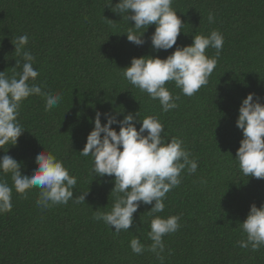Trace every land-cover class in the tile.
Returning <instances> with one entry per match:
<instances>
[{
    "label": "trees",
    "instance_id": "16d2710c",
    "mask_svg": "<svg viewBox=\"0 0 264 264\" xmlns=\"http://www.w3.org/2000/svg\"><path fill=\"white\" fill-rule=\"evenodd\" d=\"M118 2L0 0V71L11 76L22 70L15 67L22 56L12 41L27 35L24 50L35 56L38 71L29 83L62 96L48 111L45 96L25 99L18 116L25 129L16 145L0 148V157L11 155L21 162L22 173L31 175L37 153L51 151L77 178L74 197L45 210L36 204L39 188L24 196L13 187L12 210L0 213V264H264V246L253 251L237 243L246 239L241 223L251 205H264V179L245 176L236 158L243 139L236 124L242 100L255 93L264 103V0H173L184 25L177 44L159 51L151 43L155 24L145 31L143 45L128 40L125 32L134 22L112 10ZM212 30L221 32L224 44L209 82L192 96L167 82L172 95L179 96L175 109L163 111L158 99L123 76L133 57L166 58ZM215 51L208 48L206 54ZM97 111L118 120L139 113L138 130L143 118L157 117L162 135L182 139L198 164L194 173L182 171L180 185L166 194L163 212L150 215L153 205L141 203L131 228L118 234L93 219L94 211L107 212L115 201L114 176H98L91 155L79 153ZM101 122L107 123V117L102 115ZM112 127L119 131L120 125ZM0 179L13 185L11 174L0 172ZM84 192L86 201L75 203ZM154 215L180 216L179 229L163 238V262L150 251L136 254L130 247L134 237L146 249L152 243L148 232Z\"/></svg>",
    "mask_w": 264,
    "mask_h": 264
},
{
    "label": "clouds",
    "instance_id": "9594fccd",
    "mask_svg": "<svg viewBox=\"0 0 264 264\" xmlns=\"http://www.w3.org/2000/svg\"><path fill=\"white\" fill-rule=\"evenodd\" d=\"M111 4L109 7L112 8ZM172 4L173 0H119L112 10L126 14L125 18L134 22V28L125 33L128 40L136 45L145 43V31L155 24L151 43L159 51L172 49L177 44L184 25ZM214 19V14L210 12L209 23ZM28 39L27 35H22L12 41L15 52L22 56L15 67L22 70L11 76L0 71V148L4 149L5 145H16L25 129L18 119L21 103L25 99L31 95L45 96L46 111L57 106L62 99L60 93H45L40 85L29 83L35 81L38 71L34 68L35 56L31 51L24 50ZM223 44L224 37L219 30H212L208 35H195L192 44L176 47L166 58L158 55L133 57L131 65L123 68V76L151 99H158L163 111L167 112L178 106L176 100L179 96L174 97L166 83L173 81L184 95H194L208 84ZM208 48L216 50L214 56L206 54ZM254 97L255 93H249L239 108L236 124L243 130V139L236 158L245 176L264 179V103ZM102 115L107 117V123L101 122ZM136 116L128 113L118 120L116 115L97 111L94 128L79 152L85 157L91 155L93 171L98 176H114L112 193H116L115 201L107 212L94 211L93 219L102 220L117 234L131 228L134 213L141 203L153 205L150 215L163 212L166 194L180 185L182 171L187 168L188 172L194 173L198 167L197 161L190 159V152L184 147L182 139L172 137L167 140L162 135L165 129L157 117L143 118L138 130L134 122ZM113 124L120 125L119 131L112 127ZM36 163L37 167L28 175L22 173L21 162L11 155L0 157V172L11 174L13 181L10 186L6 180L0 179V213L12 210L13 187L24 196H27L28 190L39 188L36 204L41 210L67 204L74 197L77 178L70 175L63 160L51 151L42 150L36 155ZM87 194L81 193L75 203L85 202ZM179 221V215H154L148 232L152 243L146 249L139 238L134 237L130 241L132 251L136 254L150 251L163 262L166 247L163 238L179 229ZM241 227L246 234V239L237 242L241 248L247 249L250 245L253 251H258L264 246V205L258 207L253 203Z\"/></svg>",
    "mask_w": 264,
    "mask_h": 264
}]
</instances>
